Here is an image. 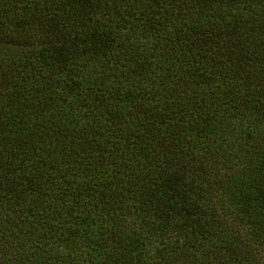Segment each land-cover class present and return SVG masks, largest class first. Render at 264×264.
Segmentation results:
<instances>
[{
    "label": "trees",
    "instance_id": "16d2710c",
    "mask_svg": "<svg viewBox=\"0 0 264 264\" xmlns=\"http://www.w3.org/2000/svg\"><path fill=\"white\" fill-rule=\"evenodd\" d=\"M0 264H264V0H0Z\"/></svg>",
    "mask_w": 264,
    "mask_h": 264
}]
</instances>
